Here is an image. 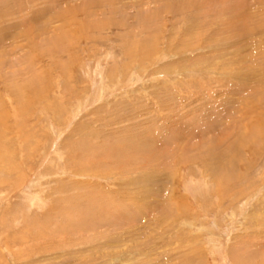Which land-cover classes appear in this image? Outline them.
<instances>
[{
	"label": "rangeland",
	"instance_id": "374dc122",
	"mask_svg": "<svg viewBox=\"0 0 264 264\" xmlns=\"http://www.w3.org/2000/svg\"><path fill=\"white\" fill-rule=\"evenodd\" d=\"M0 264H264V0H0Z\"/></svg>",
	"mask_w": 264,
	"mask_h": 264
},
{
	"label": "bare ground",
	"instance_id": "6f19581e",
	"mask_svg": "<svg viewBox=\"0 0 264 264\" xmlns=\"http://www.w3.org/2000/svg\"><path fill=\"white\" fill-rule=\"evenodd\" d=\"M257 132H259V131H257ZM260 134V133H259ZM151 137V136H150ZM225 137V136H224ZM150 139V138H149ZM148 141V140H147ZM155 141V144L156 145H159L160 144V142L158 141V140H154ZM250 143V142H249ZM238 144V143H237ZM244 144H245V142L243 141V139H241V140H239V148L241 147L242 148V146H244ZM153 145V144H152ZM226 147H224V148H227V151H230V152H232L233 150H234V147L236 146V144L233 146V145H231V146H233L232 148H231V146H228V145H225ZM127 149V148H126ZM141 149V148H140ZM132 150V149H131ZM134 150V149H133ZM132 150V151H133ZM158 150V149H157ZM119 152V151H118ZM126 152V151H125ZM123 153V152H122ZM135 153V152H134ZM143 153V152H142ZM114 152H112L110 155L111 156H114ZM126 154H127V152H126ZM134 155V154H133ZM139 155V154H138ZM131 156V155H130ZM151 156V155H150ZM220 156V155H219ZM227 157H230L231 155L229 154V156L228 155H226ZM110 157V156H109ZM123 157H121V159H122ZM232 160H230V162H231ZM219 163L218 164H216V168L217 169H219L220 170V168H219ZM233 165L234 164H231V166H230V169L233 167ZM226 169V168H225ZM156 175V174H155ZM155 177V176H154ZM159 177V176H158ZM147 177H145V178H140L141 180H145ZM157 178V177H156ZM152 179H153V177H152V175H150L149 177H148V179H147V181L149 180L150 182H152ZM154 180V179H153ZM163 182V181H162ZM138 184V183H137ZM151 184V183H150ZM149 185V184H148ZM161 186V185H160ZM159 188V187H158ZM156 189V188H155ZM160 190H159V193L163 190V187H161V188H159ZM157 192V193H156ZM156 192L154 191V193L153 194H155V195H158L159 193H158V189H156ZM151 193V192H150ZM149 193V194H150ZM148 194V193H147ZM150 196V195H149ZM152 196V195H151ZM175 203H177V201H174ZM114 203H112V206L114 207V205H113ZM115 208V207H114ZM101 211H103L102 209L100 210V212ZM120 215V214H119ZM120 217H121V215H120ZM124 217V216H123ZM126 217V216H125ZM124 217V219H126ZM118 218V217H117ZM116 218V219H117ZM128 218V217H127ZM123 219V218H122ZM121 220V219H120ZM128 220V219H127ZM126 221V220H125ZM118 222V221H117ZM125 223V222H124ZM118 224V223H117ZM126 224V223H125ZM116 226V225H115ZM114 226V227H115ZM130 228V227H129ZM94 230V229H93ZM113 232V231H112ZM126 241V240H125Z\"/></svg>",
	"mask_w": 264,
	"mask_h": 264
}]
</instances>
